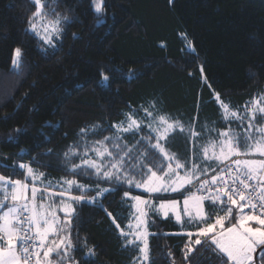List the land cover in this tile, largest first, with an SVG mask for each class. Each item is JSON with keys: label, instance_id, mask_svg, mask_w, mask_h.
<instances>
[{"label": "trees", "instance_id": "16d2710c", "mask_svg": "<svg viewBox=\"0 0 264 264\" xmlns=\"http://www.w3.org/2000/svg\"><path fill=\"white\" fill-rule=\"evenodd\" d=\"M54 7L70 21L52 47L26 31L34 11L29 0H0V175L12 180H24L18 165L26 163L44 173L38 187L50 181L59 192L62 178L76 179L91 187L71 195L95 197L97 185L116 186L73 175L69 169L81 157L64 153L77 142L83 152L84 140L112 132L81 139V128H107L150 101L181 120H213L219 113L213 92L233 108L264 92V0H103L101 13L92 0H57ZM16 48L19 70L12 66ZM125 139L133 143L137 134ZM128 189L119 186L99 203H73V264H137L138 247H125L113 223L127 231ZM148 219L150 264H221L203 246L186 260L184 228L152 211ZM262 258L259 248L258 264Z\"/></svg>", "mask_w": 264, "mask_h": 264}, {"label": "snow or ice", "instance_id": "6c2138e0", "mask_svg": "<svg viewBox=\"0 0 264 264\" xmlns=\"http://www.w3.org/2000/svg\"><path fill=\"white\" fill-rule=\"evenodd\" d=\"M29 2L34 11L28 17L26 31L54 47V38L61 35L62 25L70 18L56 12L57 0H51V4L49 0ZM92 3L96 13L103 11V0H92ZM21 55V49L16 48L12 58L16 70L21 66ZM102 79L107 82L109 77L102 73ZM212 98L220 109L222 121L228 125L236 122L240 131L231 126L217 130L208 124L197 131L198 118L186 127L167 114L156 115L155 101H150L148 107L141 106L143 119L129 112L124 114V120L107 128L100 125L81 128L78 133L81 139L97 131L114 132L92 141L91 145L84 140L83 152H78L80 143L77 142L64 153L66 159L81 157L80 163L72 164L69 169L73 175L95 176L99 181L116 186L101 188L97 185L95 197L71 195L73 188L84 193L91 187L76 179L62 178V182H58L59 192L51 190L50 181L38 187V184L43 185L44 173H37L26 163L18 165L24 171V180L0 175V264H73L72 252L76 245L71 228L77 218L73 203L85 199L99 203V198L124 184L149 194L173 192L184 196L182 212L177 200L162 199L155 206L151 199L132 196L134 203L130 205L128 231L113 219L125 239L124 246L138 247L139 256L134 260L140 264H150L148 236L152 234L148 232V217L153 209L165 218L174 215L181 227L185 218L187 223L196 224L197 231L184 233L188 237L184 251L186 260L203 246L221 264H254L253 254L258 248H264V124L256 123L257 119H264V93L247 101L243 112L233 110L219 93L213 92ZM145 128L147 134L141 135L135 143L125 142L126 135L135 136ZM177 130L191 143V155L185 160L166 147L169 137ZM205 134L207 141L198 143ZM141 144L145 146L142 149ZM29 179L31 183L26 182ZM129 195L128 191L124 192L125 198ZM56 197L60 199L59 205H55L53 198ZM205 202L224 214H217L209 223L212 217L205 210ZM57 211L64 213L63 218ZM86 255L93 256L94 250L89 248Z\"/></svg>", "mask_w": 264, "mask_h": 264}, {"label": "rangeland", "instance_id": "374dc122", "mask_svg": "<svg viewBox=\"0 0 264 264\" xmlns=\"http://www.w3.org/2000/svg\"><path fill=\"white\" fill-rule=\"evenodd\" d=\"M58 38H54V43L58 40ZM259 93H264V92H257L253 96H255V95L259 94ZM251 98H249L247 101H249ZM245 103L242 106H240L239 108H233L232 107V109L233 110H237L238 109L239 111L243 112V110H244L243 106L245 105ZM148 105H149V103L147 105H143V107H148ZM153 111L156 113V115L163 114L161 112L159 106L157 105V103H156V109L153 110ZM218 111H219V113H218L217 117L215 119H213V120L207 119V120L203 121L202 117L201 118L198 117V124H197L196 130L197 131H201V126L205 125V124H208L210 127H215L217 130H220V129H223V128H227V127L231 126L234 130L240 131V128L238 127V124L236 122L232 123L231 125L225 124L222 121V119H221V113H220L219 107H218ZM130 112H134V115H135V117L137 119H143L144 118V112H143V108L141 106H140L139 109H136V110L130 111ZM170 117L172 119L180 120L186 127L189 126L190 123H191V121H186L185 119L183 120V118L181 120V119H179L177 117H174V116H170ZM124 119H125V117H124ZM124 119H122V120H124ZM213 122H215V123H213ZM145 123H147V121H145ZM256 123L257 124H264V119H257ZM147 132H148L147 128L143 129V133H138L137 134V139L136 140H138L141 135H146ZM113 134H114V132H112L110 135H113ZM207 139H208V135L205 134V135H203L200 138L198 143L203 144V143H205L207 141ZM135 141L133 143H135ZM125 142H127L128 144H133V143H129V141H127L126 139H125ZM89 145H91V143H89ZM144 147L145 146L143 144L140 145L141 149L144 148ZM166 147L168 148V150L170 152L175 153L177 155V157L179 159H181V160H185L186 158H188L191 155V152H190L191 143H190V141H186L185 135L179 133L178 130H177L176 134L171 135L169 137V139L167 141V144H166ZM131 188H133V189H128V192L130 194L128 199H130L131 204L134 203V201L131 200L132 196H141V195L145 199H151L155 206H158L162 199L163 200H177V201L180 202V209H181V212H182L184 196L183 197L170 198V195L173 192H166V193L161 192V193L149 194V193L144 192L143 189L135 188L134 186L131 187ZM130 190L135 191V193L137 192L139 195L135 194V193H132ZM175 194H177V193H175ZM185 194L187 195L188 193H185ZM205 210H206L207 214L210 217H212V219L208 221L209 223L214 221V218H215V216L217 214H219V215H223L224 214L223 211H218L217 207H212L209 202H205ZM225 211H226V209H225ZM131 212H132V209H131ZM152 212L156 213V211L154 209L152 210ZM159 215L161 217H163L161 214H159ZM169 217H171V218H173V220H175V216L174 215L170 214ZM130 218L131 217L129 216V220H130ZM129 220H128V223H129ZM201 226H203V225H201ZM183 228H184V231H186V232H188V231H192V232L197 231L196 224L187 223V218H185V222L183 224ZM127 231H128V229H127ZM257 250H259V248ZM256 252H258V251H256ZM256 252L253 254L254 258H255ZM137 264H140V262L138 261ZM254 264H255V260H254Z\"/></svg>", "mask_w": 264, "mask_h": 264}, {"label": "crops", "instance_id": "0c3cea01", "mask_svg": "<svg viewBox=\"0 0 264 264\" xmlns=\"http://www.w3.org/2000/svg\"><path fill=\"white\" fill-rule=\"evenodd\" d=\"M54 199V202H55V205H59L60 204V199L59 197H56V198H53ZM66 199V197H65ZM62 214H64L63 212H61ZM57 214L59 215L60 214V211H57ZM60 216V215H59Z\"/></svg>", "mask_w": 264, "mask_h": 264}, {"label": "water", "instance_id": "95a60500", "mask_svg": "<svg viewBox=\"0 0 264 264\" xmlns=\"http://www.w3.org/2000/svg\"><path fill=\"white\" fill-rule=\"evenodd\" d=\"M257 251H258V250H257ZM254 260H255V264H258V260H257V252H256V255H255Z\"/></svg>", "mask_w": 264, "mask_h": 264}, {"label": "built area", "instance_id": "2783aa9c", "mask_svg": "<svg viewBox=\"0 0 264 264\" xmlns=\"http://www.w3.org/2000/svg\"><path fill=\"white\" fill-rule=\"evenodd\" d=\"M192 189H190V191H191ZM187 193V192H186ZM245 211H249V209H245Z\"/></svg>", "mask_w": 264, "mask_h": 264}]
</instances>
